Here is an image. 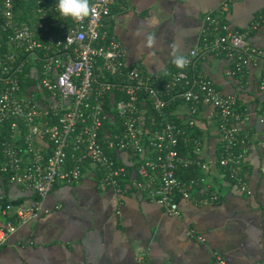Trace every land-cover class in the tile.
<instances>
[{
    "label": "built area",
    "instance_id": "1",
    "mask_svg": "<svg viewBox=\"0 0 264 264\" xmlns=\"http://www.w3.org/2000/svg\"><path fill=\"white\" fill-rule=\"evenodd\" d=\"M19 1L0 0V178L39 199L1 207L0 246L19 226L40 217L41 199L56 182L78 181L86 163L101 171L98 188L144 191L172 214L180 212L179 199L219 200L209 186L204 137L197 129L203 105L212 106L216 122L214 161L249 192L240 174L245 112L235 92H222L195 64L198 52L222 54L231 63L226 73L241 87L250 66L260 65L258 86L264 89V46L251 44L248 31L229 26L226 1L205 13L197 45L183 53L188 66L156 71L128 64L111 27L113 5L126 9L125 0H91L93 13L83 23L61 17L57 0H30L22 19L16 14ZM26 79L31 80L25 85ZM179 102L186 105L182 120L171 113ZM259 119L264 121V105ZM107 148L139 157L135 173L128 175ZM178 167L202 173L181 177Z\"/></svg>",
    "mask_w": 264,
    "mask_h": 264
},
{
    "label": "crops",
    "instance_id": "2",
    "mask_svg": "<svg viewBox=\"0 0 264 264\" xmlns=\"http://www.w3.org/2000/svg\"><path fill=\"white\" fill-rule=\"evenodd\" d=\"M225 1L229 26L248 31L251 44L264 46V0H125L126 9L113 5L111 27L128 64L161 70L173 65L169 45L174 42L182 54L195 47L205 13ZM30 2L20 0L16 5L22 19ZM153 17L157 23L148 27ZM148 32L156 36L154 49L144 46ZM195 64L222 92H235L237 106L245 112L246 153L240 174L249 192L224 175L214 161L216 122L212 106L203 105L197 129L204 137L209 186L219 193V200L179 199L180 212L172 214L144 191L98 188L101 171L86 163L78 181L56 182L41 199L40 217L19 226L0 246V264H138L139 258L144 264H264V121L259 119L264 89L258 86L262 66H250L241 87L226 73L231 63L224 55L198 52ZM171 113L184 119L186 105L179 102ZM107 150L128 175L135 173L139 157L127 150ZM194 168L195 175L202 173ZM0 195V209L5 200L14 205L39 199L36 192L6 177L0 178ZM4 218L0 212V219Z\"/></svg>",
    "mask_w": 264,
    "mask_h": 264
},
{
    "label": "clouds",
    "instance_id": "3",
    "mask_svg": "<svg viewBox=\"0 0 264 264\" xmlns=\"http://www.w3.org/2000/svg\"><path fill=\"white\" fill-rule=\"evenodd\" d=\"M57 10L60 16L65 19H71L78 23H83L93 13L91 0H57ZM157 23L155 17L147 21L148 27H153ZM139 35V33H135ZM157 40L154 33L148 32L145 34V47L154 49ZM172 63L179 69H184L190 63V60L180 53L178 46L173 42L169 45ZM154 55V53H153Z\"/></svg>",
    "mask_w": 264,
    "mask_h": 264
},
{
    "label": "trees",
    "instance_id": "4",
    "mask_svg": "<svg viewBox=\"0 0 264 264\" xmlns=\"http://www.w3.org/2000/svg\"><path fill=\"white\" fill-rule=\"evenodd\" d=\"M30 80H31V79H26V80H25V85H26L27 83H29ZM110 100L112 101L113 98L109 97V101H110ZM171 106H172V105H171ZM107 108L109 109V111H111L110 113H112V110H111V108H110V104L107 105ZM104 126H105L106 128H109V127L112 128L113 124H111L110 122H106V123L104 124ZM3 129H4V128H3ZM4 133H6V131H3V134H4ZM195 173H196V168H194V167H188V168H185V167H178V168L176 169V174L179 175V176H181V177H187V176H189V175H193V174L195 175ZM7 202H11V201L5 200V201H3L2 205H5ZM11 203H12V202H11Z\"/></svg>",
    "mask_w": 264,
    "mask_h": 264
}]
</instances>
